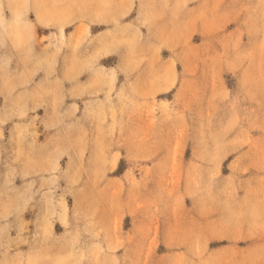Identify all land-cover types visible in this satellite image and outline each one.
Wrapping results in <instances>:
<instances>
[{"label":"rangeland","instance_id":"rangeland-1","mask_svg":"<svg viewBox=\"0 0 264 264\" xmlns=\"http://www.w3.org/2000/svg\"><path fill=\"white\" fill-rule=\"evenodd\" d=\"M0 264H264V0H0Z\"/></svg>","mask_w":264,"mask_h":264},{"label":"bare ground","instance_id":"bare-ground-1","mask_svg":"<svg viewBox=\"0 0 264 264\" xmlns=\"http://www.w3.org/2000/svg\"><path fill=\"white\" fill-rule=\"evenodd\" d=\"M116 169V168H115Z\"/></svg>","mask_w":264,"mask_h":264}]
</instances>
